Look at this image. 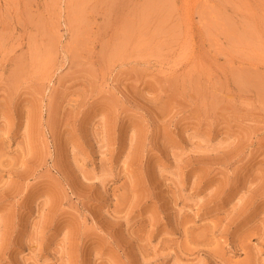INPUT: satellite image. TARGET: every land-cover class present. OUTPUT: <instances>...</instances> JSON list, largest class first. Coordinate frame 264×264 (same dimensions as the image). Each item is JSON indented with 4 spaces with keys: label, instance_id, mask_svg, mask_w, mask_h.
Returning <instances> with one entry per match:
<instances>
[{
    "label": "rangeland",
    "instance_id": "1",
    "mask_svg": "<svg viewBox=\"0 0 264 264\" xmlns=\"http://www.w3.org/2000/svg\"><path fill=\"white\" fill-rule=\"evenodd\" d=\"M0 264H264V0H0Z\"/></svg>",
    "mask_w": 264,
    "mask_h": 264
},
{
    "label": "bare ground",
    "instance_id": "2",
    "mask_svg": "<svg viewBox=\"0 0 264 264\" xmlns=\"http://www.w3.org/2000/svg\"><path fill=\"white\" fill-rule=\"evenodd\" d=\"M247 79V78H246ZM250 79V78H249ZM255 80H256V78H255ZM247 81V80H246ZM258 83V82H257Z\"/></svg>",
    "mask_w": 264,
    "mask_h": 264
}]
</instances>
